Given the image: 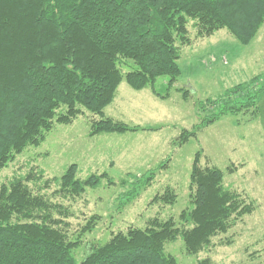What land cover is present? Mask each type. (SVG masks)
Wrapping results in <instances>:
<instances>
[{
	"label": "trees",
	"instance_id": "trees-1",
	"mask_svg": "<svg viewBox=\"0 0 264 264\" xmlns=\"http://www.w3.org/2000/svg\"><path fill=\"white\" fill-rule=\"evenodd\" d=\"M190 22L198 38L225 29L247 47L264 24V0H0V171L42 144L54 124L69 125L84 112L99 118L90 125V137L153 131L113 121L104 110L123 81L134 91L168 97L182 73L180 48L190 43ZM159 78L168 79L165 96L155 90ZM179 91L188 97V91ZM259 103L264 109L262 75L207 100L215 111L191 131H181L180 144L223 116L256 112ZM198 106L207 111L205 104ZM198 164L197 153L189 180L191 207L179 217L182 229L173 220H151L145 229L129 228L103 244H87L81 262L74 256L80 238L70 240L67 224L54 219V213L66 217V209L33 194L30 176L1 184L0 264H179L165 253V244L178 237L187 255L208 250L252 206L223 185L222 171ZM155 170L134 177L121 209L150 185ZM103 179L106 174L80 180L77 166L70 165L51 181L59 186L57 194L75 198ZM160 199L173 204L175 196L166 191ZM98 219L92 216L79 235L91 232ZM197 264L212 263L206 258Z\"/></svg>",
	"mask_w": 264,
	"mask_h": 264
},
{
	"label": "rangeland",
	"instance_id": "rangeland-1",
	"mask_svg": "<svg viewBox=\"0 0 264 264\" xmlns=\"http://www.w3.org/2000/svg\"><path fill=\"white\" fill-rule=\"evenodd\" d=\"M188 37L189 45L180 48L181 76L167 98H156L150 89L134 91L123 81L104 110L106 118L153 131L90 137V125L99 118L84 112L69 125L54 124L42 144L27 148L0 171V186L14 178L30 176L28 187L33 194L66 209V217L54 213V219L67 224L70 240L80 238L81 246L74 251L77 262L83 259L87 244H103L113 234L129 228L145 229L151 220H173L180 229V214L191 207L189 180L198 153V165L222 171L223 185L250 204L252 212L237 220L225 235L213 238L208 250L187 255L178 237L165 244V253L179 264H197L206 258L212 264H264L262 104L254 113L221 117L185 144H180L179 139L181 131H191L204 116L215 111L206 105L207 100L218 99L255 76H264V24L247 47L239 45L225 29L198 38L191 22ZM120 69L126 70L123 65ZM167 81L159 78L156 82L155 90L161 96L167 93ZM181 89L188 91L187 98ZM199 103L205 104L207 111H202ZM161 163L165 167L156 169ZM70 165L77 166L80 180L101 174H106L107 179L95 189H86L80 197H63L57 194L58 184L51 180L59 179ZM149 170H155L153 181L121 209V197L134 177ZM166 191L175 196L173 204L160 199ZM92 216L99 217L95 228L79 235Z\"/></svg>",
	"mask_w": 264,
	"mask_h": 264
}]
</instances>
